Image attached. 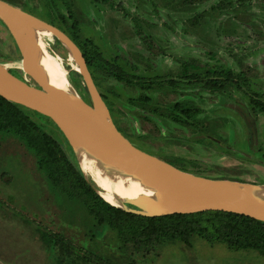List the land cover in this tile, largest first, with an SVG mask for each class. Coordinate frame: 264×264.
Returning a JSON list of instances; mask_svg holds the SVG:
<instances>
[{
	"label": "rangeland",
	"instance_id": "obj_1",
	"mask_svg": "<svg viewBox=\"0 0 264 264\" xmlns=\"http://www.w3.org/2000/svg\"><path fill=\"white\" fill-rule=\"evenodd\" d=\"M2 1L56 28L92 59L89 78L134 148L205 180L264 184V112L252 103L264 104V0ZM11 39L0 20V62L21 58ZM208 69L227 70L237 83L211 91L192 80ZM68 75L93 107L87 86L72 69ZM21 110L67 147L49 118ZM127 238L54 187L25 141L0 128V264H264L258 250L206 233L142 250Z\"/></svg>",
	"mask_w": 264,
	"mask_h": 264
},
{
	"label": "water",
	"instance_id": "obj_2",
	"mask_svg": "<svg viewBox=\"0 0 264 264\" xmlns=\"http://www.w3.org/2000/svg\"><path fill=\"white\" fill-rule=\"evenodd\" d=\"M20 11L22 10L0 0V20L15 42L21 59L29 68L60 87L62 92H57L54 88H51L54 93H48L51 89L47 92L35 91L13 77L5 69L6 62H0V97L8 102L40 112L49 118L62 133L70 148L71 143L68 137L75 136L92 150L99 161L95 171L102 175L105 183L104 192L101 193L95 189L87 176L81 170L80 172L99 198L117 210L145 218L215 211L242 215L264 222V184L250 186L234 182L211 181L240 191L238 197L214 200L207 193L205 179L180 172L134 148L107 115L77 46L48 23L31 14L23 13L47 31L63 38L75 49L84 72V84L94 100L93 107L83 101L70 79L59 76L39 60L21 30L18 19ZM89 175L92 179L93 174L89 172ZM147 188L160 189L167 200V208L159 209L153 206L147 197Z\"/></svg>",
	"mask_w": 264,
	"mask_h": 264
},
{
	"label": "trees",
	"instance_id": "obj_3",
	"mask_svg": "<svg viewBox=\"0 0 264 264\" xmlns=\"http://www.w3.org/2000/svg\"><path fill=\"white\" fill-rule=\"evenodd\" d=\"M105 1L113 7L110 0ZM83 58L86 65L90 66L92 59L90 60L84 54ZM182 66L185 69H195L192 64L182 63ZM115 78L122 80L118 74ZM192 79L211 91H223L227 85L237 83L229 71L217 69H208L205 77L193 76ZM252 103L264 112V104L257 101ZM21 108L23 107L0 97L1 130L13 133L24 140L26 145L35 152L39 167L46 173L52 185L69 197L82 202L97 224L106 225L119 235L127 234L129 236L127 241L132 242L134 250L154 248L165 238L185 239L187 233L198 232L223 240L232 247L251 248L264 255V222L246 216L209 211L190 215L175 214L145 218L109 206L86 183L69 145L64 149L60 143L25 117ZM47 237L49 236H43L42 242ZM54 240L61 244L62 249L65 244L64 250L70 246L61 236L54 237ZM80 257L83 258V255ZM84 257L90 258L89 255ZM86 258L84 259L89 261Z\"/></svg>",
	"mask_w": 264,
	"mask_h": 264
},
{
	"label": "bare ground",
	"instance_id": "obj_4",
	"mask_svg": "<svg viewBox=\"0 0 264 264\" xmlns=\"http://www.w3.org/2000/svg\"><path fill=\"white\" fill-rule=\"evenodd\" d=\"M23 13L25 11H20L18 15L21 30L29 40L39 60L59 76L67 77L68 79H70L68 71L72 69L75 71L79 80L84 83V72L75 49L63 38L51 31H47ZM6 65L5 69L15 71L20 78H23L24 84L35 91L47 92L51 88H54L57 92H62L60 87L48 81L35 70L29 68L21 58L11 59L6 62ZM101 112L104 113L103 109H101ZM68 138L71 143V152L79 169L87 176L92 186L103 193L105 183L103 182L101 173L95 171L96 166L99 164L98 159L95 158L92 150L79 138L75 136H69ZM89 172L93 174L92 179H90ZM204 185L207 193L214 200L240 196V191L233 187L222 186L207 180L204 181ZM146 194L153 206L159 209L167 208V200L160 189L147 188Z\"/></svg>",
	"mask_w": 264,
	"mask_h": 264
},
{
	"label": "flooded vegetation",
	"instance_id": "obj_5",
	"mask_svg": "<svg viewBox=\"0 0 264 264\" xmlns=\"http://www.w3.org/2000/svg\"><path fill=\"white\" fill-rule=\"evenodd\" d=\"M193 65V64H192ZM193 80V79H192ZM114 123V122H113ZM114 125H115V123H114ZM115 127H116V125H115ZM117 128V127H116ZM118 130V129H117ZM119 131V130H118Z\"/></svg>",
	"mask_w": 264,
	"mask_h": 264
}]
</instances>
